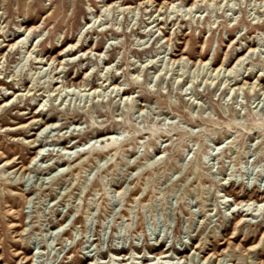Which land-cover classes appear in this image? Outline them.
Instances as JSON below:
<instances>
[{
  "label": "rangeland",
  "instance_id": "374dc122",
  "mask_svg": "<svg viewBox=\"0 0 264 264\" xmlns=\"http://www.w3.org/2000/svg\"><path fill=\"white\" fill-rule=\"evenodd\" d=\"M259 74L264 0H0V264H264Z\"/></svg>",
  "mask_w": 264,
  "mask_h": 264
},
{
  "label": "bare ground",
  "instance_id": "6f19581e",
  "mask_svg": "<svg viewBox=\"0 0 264 264\" xmlns=\"http://www.w3.org/2000/svg\"><path fill=\"white\" fill-rule=\"evenodd\" d=\"M157 22V24H156V26L158 27V26H160V24L162 23V22H159L158 23V19H154L153 21H152V23H156ZM26 32H27V30H26ZM13 39L12 38H9L8 39V41L9 42H11ZM4 41H6V40H4ZM23 41V40H22ZM25 41V40H24ZM20 43V41H19V39L17 40V41H15L14 43H11V44H4V45H8V46H11L10 48L11 49H14V47L16 48H18V44ZM3 45V46H4ZM20 47V46H19ZM252 47V46H251ZM16 48V49H17ZM3 49V48H2ZM72 49L73 48H71V49H69V50H67V55H69L70 54V52L72 51ZM2 51V50H1ZM254 51H256V48H254V49H251V48H249V53H251V52H254ZM65 53V54H66ZM243 53V52H242ZM64 54V55H65ZM85 54V53H84ZM59 55H62V53H60ZM247 55H248V53L247 54H241L239 57H238V59H237V61H236V63L234 64V66H232L230 69H229V71L230 72H232L235 68H236V66H239V65H243L244 64V62H245V60L247 59ZM5 57V54L1 57V59H3ZM184 58L183 57H181L180 59H177V60H173V62L174 63H181L182 62V60H183ZM52 62H54V60L52 59L51 60ZM55 61H57V59L55 60ZM41 63V62H40ZM63 63V62H62ZM196 64H200V65H203V66H206V65H208V61H202V60H199ZM195 64V65H196ZM225 64L223 63L220 67H218L215 71H221V69H222V67L224 66ZM57 74V73H56ZM56 74H55V76H56ZM240 75V74H239ZM238 75V76H239ZM249 75H250V73H249ZM248 75V76H249ZM264 76L263 75H261V74H259V76L257 77V80H256V82L258 83V85H261L262 83V81H263V78ZM238 79H237V81H236V83L235 84H239L240 82L238 81L239 80V77H237ZM246 78H247V76L246 77H242V79H241V82L242 81H244V84H246L247 83V81H246ZM58 79H59V77H57V79H56V82H55V84L56 83H58ZM72 85H74V83H72ZM252 85V87L254 88L255 86H257V85H255V84H251ZM54 88V87H53ZM117 89V94L119 95V93H120V89L121 88H119V86H117L116 84L114 85V89ZM59 89V87L57 86L56 88H55V90H58ZM92 89V87L89 89V90H91ZM256 89V88H255ZM0 90H1V88H0ZM95 92H97V90H96V88L94 89V93ZM13 94H15V93H13ZM122 96H126V94L124 93V92H122ZM122 96H121V98H122ZM129 97H127V99H128ZM11 98H9L8 100H5V102H7L5 105H8V101L10 100ZM44 105L43 104H41L40 105V107L36 110V112H35V114H41V112H43V110H44V108H41V107H43ZM1 109V108H0ZM33 120H32V122H31V124H38V129H40V128H48L49 126H55L56 124L55 123H47L46 121H42V120H39L38 119V117H33L32 118ZM40 121V122H39ZM46 126V127H45ZM57 126V125H56ZM58 127V126H57ZM56 127V128H57ZM43 128V129H44ZM50 132V131H49ZM115 134L116 133H109V134H106V135H104V136H97V141H99V140H107V141H109V140H116V136H115ZM39 135V134H38ZM36 141H38L37 139H35L34 140V142H36ZM103 141H102V143H103ZM37 147H40V150H43L42 148H41V146H42V144H40V143H36L35 144ZM95 145V144H94ZM71 148H69V150H67V148H64V150H66L67 151V153H66V155L67 154H69V156L71 157V152L73 151V149H75V148H77L78 146H75V148L73 147V145H71L70 146ZM44 151V150H43ZM85 151H88V150H86V149H82V150H79V151H77V154H79V153H81V152H85ZM41 155V154H40ZM65 155V154H64ZM42 157H44V154H43V156ZM41 157V158H42ZM35 158H37V156L35 157ZM34 158V159H35ZM35 161V160H34ZM7 164H11V162H7ZM26 170V169H25ZM243 204V202H240V203H238L237 205L239 206V205H242ZM248 204L246 203L244 206H247ZM250 205V204H249ZM250 207H248L247 209H243V208H239V209H236V211H238L239 213H245L246 212V215L245 216H249V215H252V213L253 212H250ZM235 213V212H234ZM247 221V219H244V222H246ZM196 247H198V246H196ZM255 248L254 247H252L251 248V250H254ZM170 249H167V250H165L162 254H160V259H167V258H169L170 257V251H169ZM90 256L91 255H89L88 256V258H89V262L87 263V264H92L93 263V259H92V257H94L95 255H93L92 257H91V259H90ZM151 258H147V259H143V257H141V256H138V257H133L132 258V256L131 257H128L127 259H126V257H123V258H121L120 256H118L117 255V258H114L115 260H121L122 259V264H156V262H155V260H156V257L155 256H150ZM213 258V257H212ZM207 260V259H206ZM121 262V261H120ZM124 262V263H123ZM101 263H104V261H102ZM161 263H163V262H161ZM157 264H159V262H157Z\"/></svg>",
  "mask_w": 264,
  "mask_h": 264
}]
</instances>
